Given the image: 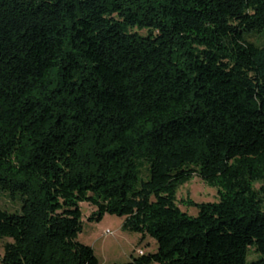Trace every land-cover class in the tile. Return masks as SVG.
Here are the masks:
<instances>
[{
    "label": "trees",
    "instance_id": "16d2710c",
    "mask_svg": "<svg viewBox=\"0 0 264 264\" xmlns=\"http://www.w3.org/2000/svg\"><path fill=\"white\" fill-rule=\"evenodd\" d=\"M263 29L264 0H0L1 264H98L105 215L155 242L127 264H264Z\"/></svg>",
    "mask_w": 264,
    "mask_h": 264
},
{
    "label": "rangeland",
    "instance_id": "374dc122",
    "mask_svg": "<svg viewBox=\"0 0 264 264\" xmlns=\"http://www.w3.org/2000/svg\"><path fill=\"white\" fill-rule=\"evenodd\" d=\"M244 39L257 47L264 46V29L260 31H250L244 33ZM142 167L146 168L145 165ZM140 175L142 180L147 179ZM259 188V184L255 185ZM177 201L190 200L194 205L202 203H213L217 201L216 190L206 186L200 179L193 177L189 182L180 186L176 192ZM19 205L18 196L11 197L0 193V209L10 212L16 210ZM84 217L91 212V208L82 206ZM182 212L188 216L194 217L197 214L195 206L180 205ZM122 218L105 215L99 222H83L82 231L78 234L77 240L89 246L96 257L98 264H127L132 258H137L135 254L137 249H141L145 255L155 251L154 240L146 238L140 241V235L121 230ZM108 230V234L102 236L101 233ZM10 242L7 238L0 239V264L3 256V246ZM248 261L257 260V256L249 254Z\"/></svg>",
    "mask_w": 264,
    "mask_h": 264
},
{
    "label": "built area",
    "instance_id": "2783aa9c",
    "mask_svg": "<svg viewBox=\"0 0 264 264\" xmlns=\"http://www.w3.org/2000/svg\"><path fill=\"white\" fill-rule=\"evenodd\" d=\"M107 234H108V230H106V231H104L103 233H101L102 236H105V235H107ZM135 252H136L135 254H136L138 257L143 255V251H142L141 249H137Z\"/></svg>",
    "mask_w": 264,
    "mask_h": 264
},
{
    "label": "crops",
    "instance_id": "0c3cea01",
    "mask_svg": "<svg viewBox=\"0 0 264 264\" xmlns=\"http://www.w3.org/2000/svg\"><path fill=\"white\" fill-rule=\"evenodd\" d=\"M144 240H146V239H144Z\"/></svg>",
    "mask_w": 264,
    "mask_h": 264
}]
</instances>
